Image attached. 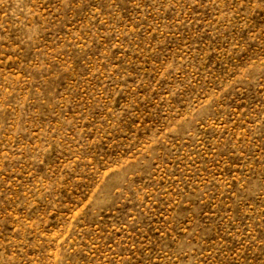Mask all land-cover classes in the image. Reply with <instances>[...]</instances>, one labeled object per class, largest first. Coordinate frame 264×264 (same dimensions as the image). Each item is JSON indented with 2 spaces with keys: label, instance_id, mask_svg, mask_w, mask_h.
Wrapping results in <instances>:
<instances>
[{
  "label": "rangeland",
  "instance_id": "374dc122",
  "mask_svg": "<svg viewBox=\"0 0 264 264\" xmlns=\"http://www.w3.org/2000/svg\"><path fill=\"white\" fill-rule=\"evenodd\" d=\"M0 264H264V0H0Z\"/></svg>",
  "mask_w": 264,
  "mask_h": 264
}]
</instances>
